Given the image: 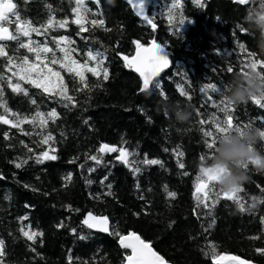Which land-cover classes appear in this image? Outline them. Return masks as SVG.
<instances>
[{
	"label": "trees",
	"instance_id": "1",
	"mask_svg": "<svg viewBox=\"0 0 264 264\" xmlns=\"http://www.w3.org/2000/svg\"><path fill=\"white\" fill-rule=\"evenodd\" d=\"M12 1L20 15L19 27H35L39 32L2 42L4 50L13 57V64L26 56L29 65H35L31 79L39 80L49 91L13 76L17 69L10 70L7 57L0 56V75L5 77L0 89L11 110L6 118L15 121L18 115L32 121L20 128L0 123L4 264H125V257L131 253L110 234L113 228L123 236L133 232L140 235L173 264H216L214 254L239 255L264 264V254L257 251L264 249V173L248 164L245 169L251 179L235 194L239 202L211 194L208 207L197 200L202 195L197 193V176L212 159L205 143L209 138L203 133L213 131L215 135L214 120L222 122L231 115L233 131L249 125L264 130V108L252 98L241 105L230 104L226 112L221 111L220 93L209 91L216 101L213 105L200 91L206 84L215 83L226 92V84L244 72L250 60L264 61V53L257 46L258 33L246 19L253 10L264 12V0H250L245 5L231 0L155 1L147 12L155 28L140 19L126 0H84L90 11L85 14L81 10L83 31L73 22L77 18L75 0ZM50 18H54L52 26L45 29ZM92 19H102L104 26L92 27ZM181 19L185 23L180 24ZM64 20L65 27H59L57 22ZM5 25L17 35L15 22ZM29 41L33 52L20 47L21 42ZM135 41L144 47L155 41L170 54L171 67L153 81H159V89L141 91L143 81L126 66L123 57L134 56ZM44 48L52 51L45 52ZM88 51L102 55L89 60ZM53 58L56 64L51 63ZM101 60L99 77L84 71L88 88L67 71L69 66L78 68L86 62L96 68ZM103 68H107V80L103 79ZM257 71L262 69L258 66ZM8 78L28 94L13 92ZM62 85L68 87L71 102L58 94ZM181 88L191 100L181 94ZM224 98L227 101V95ZM165 102L190 105L192 121L177 123ZM52 110L57 113L55 118L48 116ZM37 112L44 115L33 120ZM42 120L46 121L43 127ZM47 136L52 139L44 143ZM102 144L123 148L128 163L119 159V151L99 153ZM177 150L183 152L179 157L183 168L179 167ZM256 150L264 154V140L257 143ZM44 152L56 159L37 162ZM92 155L98 157L99 164L90 159ZM145 159H157L163 166L141 163ZM25 160L22 167L15 166ZM165 186L168 192L176 193L175 198L169 197ZM254 196L262 198L258 207L246 211ZM89 212L107 216L110 231L103 233L84 225ZM29 225L31 232L42 236L34 241L24 236L21 228L28 231Z\"/></svg>",
	"mask_w": 264,
	"mask_h": 264
},
{
	"label": "snow or ice",
	"instance_id": "2",
	"mask_svg": "<svg viewBox=\"0 0 264 264\" xmlns=\"http://www.w3.org/2000/svg\"><path fill=\"white\" fill-rule=\"evenodd\" d=\"M97 3H99V0H96ZM199 0H197V3ZM238 3L244 4L247 2V0H237ZM129 3L133 4V7H138L139 9V14L144 16L145 20H148V16L145 15V6H146V0H139L138 4L133 3V0H129ZM75 5L76 7L73 9V11L76 13L77 18L73 21L74 23H77L81 26V31L85 30L82 20L83 16L81 15V10H83V13L87 14L90 10L86 8L84 5V0H75ZM16 4L12 3L11 0H0V40H14L18 39L19 35L23 36H29L30 32H39V29L35 27H30L28 30L22 29L19 27L20 24V15L19 12L16 11ZM49 10H51L49 6ZM264 18V17H262ZM54 18H50L47 22V25H45V29L47 27H51L53 23ZM15 22L17 24L16 28V33L17 35H12V34H5L7 33V28L4 27L5 24H12ZM87 22V21H85ZM151 23V21H148ZM24 23H27L30 25V21H25ZM59 27H65L67 24V21H59L57 22ZM92 27L104 26V21L102 19H92L90 21ZM180 24L185 23L184 19H181L179 21ZM154 26V25H153ZM109 29H105V31H108ZM63 39H67L62 37ZM31 41H29L28 44L21 42L20 47L22 48H27L29 52H33L34 49L29 47V44ZM137 46L138 51L136 52V55L132 58H129L128 56H124L123 59L126 61V66L133 69L135 72L139 73V75L143 78V84H142V89L141 91H148L151 88H160V83L157 81L155 84H153V78L158 76L159 73L166 68L169 65V60L164 54V49L161 47L159 44H156L153 42L152 47L150 48H145L143 44H141L139 41L134 42ZM57 46L59 45V41L56 42ZM39 47V46H37ZM5 45L0 44V56H5L7 57L9 61V69L15 67L17 69L16 72H13V76H18L20 80H28L29 83L33 84L37 88L43 87L44 92H48L49 88L46 85H43L39 82V80H34L31 79V72L35 68V65H29L28 58L25 56L21 58V62L19 64H13V57H10L7 55L5 52ZM45 52H51L52 49L50 48H44L43 49ZM61 51H64V49H60ZM102 55L100 53H96L95 55L93 54L92 51H88L87 53V58L89 60H96L97 56ZM36 59H39V56L37 55ZM65 59H67V54L65 55ZM52 64H56L57 61L55 58L51 60ZM76 62L73 61V64ZM102 64V60L97 64L96 68H90L87 65V62L84 65H80L78 68L74 67H67V71L70 73H74V78L79 77V82L83 84L85 88H88L89 86L87 83H85L86 77L84 75V71H89L92 72L94 76L99 77L100 72L97 71V68H100ZM246 66L249 68H252L253 70L257 71L258 66L262 69V71H258L262 74H264V61H256V60H250L246 64ZM61 67H65L64 64H61ZM49 73L52 72V69H48ZM228 71H231V68L228 69ZM103 72V79L107 80L108 79V72L107 68L102 69ZM57 77L60 76L59 72L54 73ZM37 75L42 79V75L40 73H37ZM262 78H264V75H262ZM5 77L3 75H0V81H4ZM62 80V78H61ZM8 86L12 88L13 92H20L24 95H27V91L23 88H21L19 83H16L13 85L11 83V78H8ZM76 85L73 84V91H76ZM201 93L206 96V99L211 102L213 105H216V101L212 99L211 96L208 95L209 91L211 93H220L221 94V101L220 104L223 105L221 108V111H230V103L226 101L224 98L226 96V92L222 90L220 87H218L217 84L215 83H208L205 86H203L200 89ZM68 92V87L66 85L61 86V90L58 93L61 97H63L64 100L71 102L73 100V97L70 95H67ZM180 92L183 96H185L188 100H191V96L188 94L187 91H185L183 88L180 89ZM4 93L3 90L0 89V108L3 109V114H0V123L3 124H11L13 127L20 128L21 125L25 122L31 123L27 117H19L17 115V118L15 121L9 120L6 118V114L9 113L11 110L7 107V102L3 99ZM166 98V97H165ZM254 102L258 104L261 108H264V94L260 95L259 97H252ZM32 104H36V100L32 99L31 100ZM65 107H68V104L64 105ZM43 113L37 112L36 117H33V120L37 119L38 117H43ZM48 116L51 118H55L57 116V113L55 110H52L48 113ZM201 124L205 123V121L201 120ZM215 135L213 134V131H205L203 134L205 137H208L209 139L205 141L206 147L210 150L211 156H213L215 148L217 146L218 138L221 137H226L227 134L231 131H233L232 128V117L231 115L228 116V118L224 121H215ZM46 124V121H41V127H43ZM240 127H236L234 130L235 131H240ZM27 134V133H25ZM241 135L243 133L241 132ZM262 136H264V132L261 133ZM7 133L5 134V139H7ZM49 139H52L51 136H47L44 138V143H47ZM120 152V159L124 163H128L126 156L127 153L126 151L121 148L117 149L115 146H110L108 144H102L98 152L99 153H104V152ZM167 151V149H165ZM176 156L178 158V163L179 167L183 168L184 164L179 161V157L183 156V152L177 150L176 151ZM43 159H56L55 156H49L48 152H44L42 154V157L37 158V162H43ZM91 160L97 161L99 164L100 160L96 155H92L90 157ZM205 159L204 156L201 157V160L203 161ZM27 161H21L17 162L15 166L17 168L22 167L24 163ZM141 163L147 164V165H156V164H161V161L157 159H145ZM249 163H254L253 161H241L239 162V166L243 168H247ZM95 169H90V171H94ZM135 171L139 172L140 169L137 167ZM225 170L223 169H213L210 167H202L200 169V175L197 176V193H201L202 195L197 196V200L200 204H203L205 207H208V204L206 201L209 199L210 194L214 198H219L220 195L225 196L226 198L229 199H234L237 202H239V197L235 195L239 191H234V192H223L222 190L220 192H217V185H219V177L221 174H223ZM2 178V176H0ZM89 184L92 183L91 180L87 181ZM25 187H28L25 185ZM111 187V185H109ZM35 190V189H33ZM165 191L168 193L169 197L175 198L176 193L175 192H168L167 186H165ZM108 195H112L111 192L108 193ZM213 203H215V199L213 200ZM240 208L243 211L244 210V205L243 203L240 204ZM78 211V210H77ZM211 214V213H209ZM23 219H27V217H24ZM84 225H87L88 228H96L99 231L102 232H109V218L107 216H94L91 212L87 214V217L83 220L82 222ZM61 227L63 225H60ZM211 227V225H209ZM29 230L25 231L24 228H21V231L23 232V235L26 236L29 240H35L38 235L42 236V233H36V232H31L30 231V225L28 226ZM74 231V230H73ZM112 235H115L119 238V242L121 246L125 249H131L132 252L130 255L125 257V262L126 264H167V262L164 260L162 256H160L156 251H154L150 245V243L145 242L144 240L141 239L139 235L136 233H130L127 236L121 235V233L118 231V229L113 228L111 233ZM81 239H86L87 237H80ZM214 248V246H213ZM258 252H261L264 254V249H257ZM5 256V242L3 239H0V264H4L3 257ZM71 260V257L69 258ZM222 259H229L231 260L232 264H247L246 261L240 259L237 256H232V257H221L218 255L214 254V260L216 261V264H220V261Z\"/></svg>",
	"mask_w": 264,
	"mask_h": 264
},
{
	"label": "clouds",
	"instance_id": "3",
	"mask_svg": "<svg viewBox=\"0 0 264 264\" xmlns=\"http://www.w3.org/2000/svg\"><path fill=\"white\" fill-rule=\"evenodd\" d=\"M264 12L251 11L246 19L258 36L257 46L261 53H264ZM262 73L247 68L244 72L236 74L231 81L226 84L227 101L233 105L247 103L252 97L264 94V78ZM165 106L179 124L190 123L193 118V109L190 105L168 104ZM241 132L243 135H241ZM264 130L249 125L240 131H231L226 137L218 138L217 146L212 156L210 164L205 167L225 170L219 177V186L224 192L239 191L247 184L251 177L245 168L239 166V162L253 161L256 170L264 173V154L256 150V145L264 136ZM261 197H252V202L245 209L255 210Z\"/></svg>",
	"mask_w": 264,
	"mask_h": 264
},
{
	"label": "water",
	"instance_id": "4",
	"mask_svg": "<svg viewBox=\"0 0 264 264\" xmlns=\"http://www.w3.org/2000/svg\"><path fill=\"white\" fill-rule=\"evenodd\" d=\"M126 1H128L129 2V0H126ZM155 1H159V0H146V6H145V10H144V12H145V15H147L148 16V14H147V12H148V8H149V5L151 4V3H153V2H155ZM184 1H188V0H184ZM205 1H211V0H205ZM231 1H233V2H235V3H238L237 2V0H231ZM11 2L12 3H14L12 0H11ZM138 2H139V0H133V3H137L138 4ZM250 2V0H247V2L246 3H244L243 5H245V4H248ZM15 4V3H14ZM240 4V3H239ZM131 5H132V8H133V11H134V13L140 18V19H142V20H144V21H149V17H148V20H145V18H144V16H142V15H140L139 14V9H138V7H133V4L131 3ZM151 24H153V23H151ZM154 25V24H153ZM7 28V33H5V34H11L10 33V30H9V28L8 27H6ZM153 28H155V25L153 26ZM0 41H2V40H0ZM6 41H8V40H6ZM153 42H155V41H153ZM153 42L151 43V45H149V46H147V47H145V48H150V47H152V44H153ZM156 44H158L157 42H155ZM160 45V44H159ZM161 47H163L162 45H160ZM163 49H164V54H166V56H167V58H168V60H169V65L166 67V68H164L160 73H159V75L158 76H156V77H154L153 78V81L157 78V77H159L165 70H167V69H169L170 67H171V65H172V59H171V57H170V54H169V52L167 51V49L165 48V47H163ZM138 51V50H137ZM136 51V52H137ZM136 55V53L134 54V56ZM133 56V57H134ZM132 58V57H131ZM133 70V69H132ZM134 71V70H133ZM134 73L135 74H137L138 76H139V78L143 81V78L139 75V73H137V72H135L134 71ZM120 159V158H119ZM121 160V159H120ZM94 230H96V231H99V230H97L96 228H93ZM109 231H110V221H109ZM99 232H102V231H99ZM103 233H108V232H103ZM128 235V234H127ZM127 235H125V236H127ZM138 235V234H137ZM140 236V235H139ZM141 237V236H140ZM141 239H142V237H141ZM143 240V239H142ZM145 241V240H144ZM146 242V241H145ZM148 243V242H147ZM151 245V244H150ZM151 247H152V249L154 250V251H156L155 249H154V247L151 245ZM129 250L132 252V250L129 248ZM157 252V251H156ZM158 253V252H157ZM159 254V253H158ZM160 255V254H159ZM161 256V255H160ZM232 256H237V257H239L240 259H242V260H244V261H246L247 262V264H256V263H254V262H252V261H250V260H248V259H245V258H243V257H241V256H239V255H233V254H228V255H226V256H224V257H232ZM165 260V259H164ZM166 262H167V264H173V263H171V262H168L167 260H165ZM220 263L221 264H232V262H231V260H229V259H222L221 261H220Z\"/></svg>",
	"mask_w": 264,
	"mask_h": 264
},
{
	"label": "flooded vegetation",
	"instance_id": "5",
	"mask_svg": "<svg viewBox=\"0 0 264 264\" xmlns=\"http://www.w3.org/2000/svg\"><path fill=\"white\" fill-rule=\"evenodd\" d=\"M4 26H6V25H4ZM8 28H9V30H10V33H11L12 35H14L12 29H11L9 26H8ZM9 41H11V40H8V41H6V40H2V41H0V44H2V42L4 43V42H9Z\"/></svg>",
	"mask_w": 264,
	"mask_h": 264
}]
</instances>
